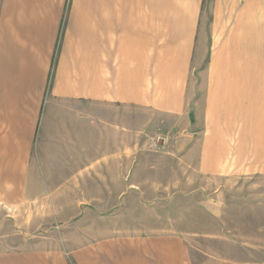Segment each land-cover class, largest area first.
Returning a JSON list of instances; mask_svg holds the SVG:
<instances>
[{
  "label": "crops",
  "instance_id": "0c3cea01",
  "mask_svg": "<svg viewBox=\"0 0 264 264\" xmlns=\"http://www.w3.org/2000/svg\"><path fill=\"white\" fill-rule=\"evenodd\" d=\"M143 120L187 183L264 178V0H0V208L120 205ZM189 245L99 229L0 264H192Z\"/></svg>",
  "mask_w": 264,
  "mask_h": 264
},
{
  "label": "rangeland",
  "instance_id": "374dc122",
  "mask_svg": "<svg viewBox=\"0 0 264 264\" xmlns=\"http://www.w3.org/2000/svg\"><path fill=\"white\" fill-rule=\"evenodd\" d=\"M160 129L145 120L127 126L128 144L137 141L140 148L130 155L139 161L128 177L124 202L104 212L88 204L74 212L72 198H64L59 207L48 198L51 209L68 210L63 212H43L38 202L20 210L0 208V251L71 245L101 229L113 234L180 233L190 243L192 264L264 261V178L192 176L187 183L181 167L172 171L173 150L164 147L168 134Z\"/></svg>",
  "mask_w": 264,
  "mask_h": 264
}]
</instances>
